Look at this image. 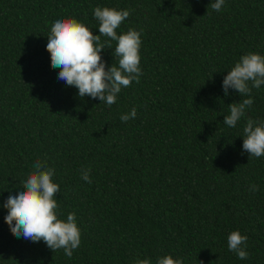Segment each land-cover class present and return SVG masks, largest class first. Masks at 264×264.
I'll return each instance as SVG.
<instances>
[{"label":"trees","instance_id":"obj_1","mask_svg":"<svg viewBox=\"0 0 264 264\" xmlns=\"http://www.w3.org/2000/svg\"><path fill=\"white\" fill-rule=\"evenodd\" d=\"M0 0V264H264V156L243 149L248 118L264 123V85L241 96L223 79L264 55V0ZM96 7L129 10L116 30L141 34L139 82L111 107L58 79L46 49L52 23L72 17L99 35ZM101 51L118 66L116 41ZM253 104L227 126L230 104ZM137 110L135 119L120 116ZM36 161L54 170L58 216L81 231L71 259L18 238L3 202ZM91 169V183L81 178ZM258 191H250L251 185ZM247 235L248 259L227 237Z\"/></svg>","mask_w":264,"mask_h":264},{"label":"clouds","instance_id":"obj_2","mask_svg":"<svg viewBox=\"0 0 264 264\" xmlns=\"http://www.w3.org/2000/svg\"><path fill=\"white\" fill-rule=\"evenodd\" d=\"M225 0H215L211 8L220 12ZM94 16L99 21V35L72 17H59L51 25L46 45L51 54V66L59 68L58 79L67 86L78 89L79 97L90 96L99 98L109 107L116 103L122 88L130 87L133 81L139 82L140 48L142 44L139 31L129 29L118 35L117 29L130 16L129 10H117L109 7H96ZM116 41L113 55L118 57V66L106 68L101 51L112 48L111 44L102 42L101 37ZM264 85V55L248 53L228 71L223 79L224 94L228 89H235L241 96L250 95L253 88ZM253 100L244 99L240 103L230 104V114L224 116L223 122L229 127H236L237 122L245 116ZM137 110L132 108L129 113L120 116L121 121L135 119ZM243 149L250 157L264 156V123L247 119L243 129ZM34 171L23 182L18 193H11L3 202L7 214L5 222L16 237L39 242L43 240L55 252L63 249L64 255L71 259L74 250L81 243V231L76 223L74 213L67 216L66 221L58 216L59 205L56 193L60 187L52 179L54 170L36 161ZM91 169L82 170L81 178L91 183ZM250 191H258L257 185H251ZM248 237L238 230L232 231L227 237L228 250L237 254L239 259H248L245 250ZM136 264H152L150 259H140ZM156 264H183L182 259H174L165 255Z\"/></svg>","mask_w":264,"mask_h":264}]
</instances>
